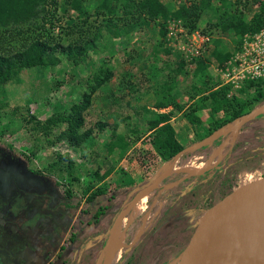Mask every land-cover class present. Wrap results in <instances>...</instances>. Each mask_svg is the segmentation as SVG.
<instances>
[{
	"label": "rangeland",
	"instance_id": "obj_1",
	"mask_svg": "<svg viewBox=\"0 0 264 264\" xmlns=\"http://www.w3.org/2000/svg\"><path fill=\"white\" fill-rule=\"evenodd\" d=\"M82 1L88 12L82 35H75L60 42L66 46L67 43L72 44L78 40L82 46L81 54L86 56L84 61L89 63L73 68L72 62L69 63L59 55L57 57L59 62L55 65L46 64L32 70L18 71L14 77L17 81L13 80V83L5 85L6 95L0 96L1 114L4 111L10 112L12 108H19L18 119H10L11 121L5 125L7 129H3L2 123L8 120V115L2 117L0 147L23 160L43 179L44 185H35L32 192L43 195L37 205L41 210L38 216L43 222L46 221L45 226L51 232L50 236L42 242L45 253L54 249L60 252V247L64 245L66 252L72 255L69 262L64 253V256L60 255L57 260L49 261L50 264H72L77 256H81V259L80 261L77 259L75 264H101L100 250L102 251L105 243L104 251L106 252V237L119 218L123 238L114 264H170L184 230L195 221L203 209L222 199L237 187L264 175V120L261 121L263 115H260L242 126H239L237 122L222 126L220 127L222 129L216 133V138L208 144L199 148H193V143L188 144L183 146V149L190 148L188 152L178 157L173 156L170 160H163L147 143L144 118L139 108H151L156 99L153 92L147 89V84L137 83L139 74L145 72L144 69L153 60L148 53L151 46L156 45L169 51V54L163 53L164 55L158 60L161 64H151L157 66L165 77L166 71L169 70L168 64L175 65L180 58V52L175 47L177 42L188 46L191 39L196 40L195 34L210 38L209 50L213 46L211 41L218 39L221 41L219 49L223 52H231L235 47L233 43L235 39L210 26L214 27L221 12L225 10L240 14L239 16L244 17V20L249 23L258 9L252 5L254 0H225L223 2L227 5L225 8L221 6V0H210V8L201 14L196 29L188 34L187 39L177 34L176 40L170 38L167 43L166 37L159 39L155 25H150L142 33L132 32L126 37L113 39L104 31L100 16H95L93 12L95 4L91 0ZM79 19L76 18L75 13H71V18L54 19L52 27L46 25L45 28L55 36L61 33V30L65 31L66 25L74 20L78 22ZM88 40L91 42L85 44ZM198 60H207L206 69L204 73L193 78V70ZM198 60L195 58L187 62L188 60L184 59L183 73L175 79L177 88L174 91L179 95L175 102L184 107L187 104V92L192 85L199 88L200 92H208L209 85L212 88L218 85V75L213 72L216 62L210 58L209 51H206ZM107 74L108 80L91 91L94 81ZM163 77H157L156 82L162 83ZM126 81L135 84L137 93L130 94L128 88L126 86L124 88ZM259 85L263 93L256 101H251L249 98L255 91L253 87L248 88L245 92L247 94L243 97L237 93L238 91L234 92L233 96L239 95L237 97L239 101H250L248 110L250 111L264 103V84L260 82ZM119 86L122 88L118 93ZM247 95L249 96L246 97ZM118 96L123 98L118 100ZM86 97L88 105L86 104L82 109L84 122L77 132V134H85L82 143L77 148H73L65 141L54 142L50 147L39 150L31 156L32 149L25 132V128L29 126L24 125L19 116L25 115L22 108H26L34 119L43 121L54 113L61 111L70 113L73 106L81 107ZM170 108L160 109L159 112L170 110ZM200 110L203 111L202 114L205 113L204 109ZM201 116L203 120H207L206 114ZM218 116L220 118V115ZM97 123L102 126H96ZM64 127L59 126L56 130L64 129ZM135 131L136 135L132 134ZM135 136L138 139L135 140ZM119 137H123L121 139H124L127 148L122 152L116 146L114 153L107 155L105 146L110 142L118 143ZM200 137L202 136L197 138ZM220 144L222 145L216 153V161L212 162L213 164L207 170L188 171V168L199 167L208 158L212 149ZM59 158L62 168L67 165L66 161H70L72 163L70 171L78 175L77 184L72 187L68 185L65 171L61 172L53 167L54 162L56 160L58 162ZM108 171L107 176L104 175ZM94 172L97 178L92 175ZM161 175L163 177L153 186L152 184ZM65 191L71 193L70 198H66ZM92 193L97 194V197L88 201ZM42 202H45L44 206H41ZM65 204H72L77 208L73 212L75 217L78 215L79 208L85 209L86 213L88 211L85 217L81 215L77 217L76 227H73V230L81 229L79 234L83 238L86 235L90 236L89 234H96L97 226L93 227L95 223L88 227L94 230L93 233L87 234L88 230L84 231L88 225L87 220L96 213L98 207L105 208L104 213L108 214V219L104 222L103 241H94V243L84 241L83 243L79 240L78 244L68 243L73 235L72 229L68 228L72 214L68 215L70 209H66ZM63 218H66V222ZM100 218L99 216L97 220ZM39 232L44 233L43 229H39ZM125 236L127 242L124 241ZM61 239L63 242L60 243ZM228 240L230 241L226 237L219 249L225 247L229 243ZM67 243L71 245L65 247ZM81 243L87 244L89 248L82 246ZM237 246L235 244L234 247ZM219 249L207 243L205 252L211 257L219 253Z\"/></svg>",
	"mask_w": 264,
	"mask_h": 264
},
{
	"label": "trees",
	"instance_id": "obj_2",
	"mask_svg": "<svg viewBox=\"0 0 264 264\" xmlns=\"http://www.w3.org/2000/svg\"><path fill=\"white\" fill-rule=\"evenodd\" d=\"M91 1L95 4L93 8L95 16H100V23H102L104 31L110 34L113 39L121 36L126 37L128 33L132 32H135V34L142 33L150 25H155L157 27L158 37L162 40L166 35L167 24L172 22L176 23L177 21L181 23L183 29L189 34L196 29L201 14L210 8V0ZM224 1L225 0H221V6L223 8L227 7V5L223 3ZM252 5L258 9V12L253 14L249 23L244 20V17L239 16L240 14H234L225 10L221 12L214 27L210 26V28H215L218 32L229 34L234 38V49H236L241 41L242 35L253 34L264 26V0H254ZM71 13H75L76 18L80 19L78 22L74 20L66 25L65 31L61 30V33L59 32L54 36L46 30L45 26L48 25L52 27V21L54 19H61V17L71 18ZM87 13V8L82 0H0V96L6 95L4 91L5 85L17 81L14 77L17 75L18 71L32 70L37 67H43L46 64L55 65L59 62L57 59L59 55L64 57L63 59L69 63L72 62L71 67L73 68L80 67L82 64L86 65L87 62L89 63V61H84L86 56L81 54L82 46H80L78 40H75L72 44L67 43L66 46H63L60 42L75 35H82L83 26L88 17ZM118 22H120V24H118ZM90 42L91 40H88L85 44ZM211 43L213 46L210 50L209 48L207 49V51H209V56L216 62L217 67H222L229 57L230 52H223L222 49H219L221 41L218 39L212 40ZM163 53L169 54V51H166L162 46H151L148 54L152 56L153 60L146 66L144 69L145 72H140V78L137 82L139 85L143 83L147 84V89L152 91L155 96L156 102L154 106H151V108L140 107L139 111L144 118L146 137H148L147 143L153 151L156 152V155L163 160L172 159L174 155L183 149V147L174 140V130L169 124V120L174 112H181L184 119L190 125L198 127L197 125L200 126L201 122L199 118L195 116V111L200 109L208 111L205 123L206 130L201 134L202 137H200L204 139L214 130L231 123L248 112L250 109V101H239L237 99L239 95L243 97L244 94H247L245 93L246 90L253 87L255 91L252 97L249 98H251V101H256L263 93L260 89L259 81L246 82L242 88L238 90L237 93L239 95L237 97L233 95L228 96L229 87L227 86H218L214 84L215 88H212V86L209 85L208 88H210L208 92H200L199 88L192 85L189 88L190 91L187 92L186 95L187 103L195 100L198 95L202 96L198 98L196 103L194 102L184 108L183 105H179L175 102V99L178 98L179 95L174 91L177 88L175 79L178 75L183 73L182 68L184 67V59L181 58L180 55L178 62H176V64L173 62L175 65L166 62L169 66V70L166 71L167 73H165V77H163V72H161L157 66L151 65H157L160 57L164 55ZM206 65L207 60H198L193 70V78H196V75L204 73ZM60 76L62 77V74ZM108 77L109 75L107 74L102 78H98L99 80H95L94 86L91 87V91L100 84L106 82ZM157 77H163L162 83L156 82ZM159 83L161 84L158 85ZM134 85L135 84L126 81L124 88L126 86L130 94L137 93V89H135ZM120 88L122 87L119 86L117 88L118 93L120 92ZM248 96L249 95L246 97ZM122 98L123 96L117 97L118 100ZM86 99L87 97L84 98L83 102L85 103L81 107H79V105L73 106L70 113L63 111L57 112L43 121L34 119L33 116L29 115L26 108H22L24 109L25 115L19 116L22 123L29 126H26L25 132L28 136L27 141L32 149L30 152L31 156H34L39 150L50 147L54 142L65 141L73 148H77L82 143L85 134H77V132L84 122L82 109L87 104ZM167 107H171L170 110L159 112L160 109H165ZM18 109L19 108H12L10 112L4 111L2 114L0 112V126L4 124L3 129H7L5 125L11 121L10 119H18ZM6 115H8V120L6 119L7 121L2 123V117ZM135 115H138V113H135ZM218 115H220V118H218ZM263 118L264 115L261 121ZM59 126L65 127L64 129L56 130L59 129ZM96 126H102V124L97 123ZM129 133L131 134L130 130ZM132 134L136 135V131ZM121 138L123 137H119L118 143L116 141L113 143L110 142L105 146L107 155L113 154L116 146L120 148L122 152L127 148L124 139ZM134 139H138L137 136H135ZM60 160V158L58 162L56 160L53 167L61 172L65 171L69 183L68 185L72 187L77 184L78 175L76 176L70 171L72 170V163L70 161H66L67 165H65V168H62L61 162H59ZM108 173L109 171L105 172L104 175L107 176ZM92 175H95L96 178L98 177L96 172ZM64 193L66 198L71 197L70 192L65 191ZM96 195L97 194L92 193L88 201L92 200ZM65 208L72 211L76 209L72 204H65ZM105 210V208L98 207L96 213L90 217V222L92 221L90 224L93 225L97 223L98 217L102 216ZM108 236L106 239H108ZM124 241H128L126 236ZM105 246L106 244L104 243L102 247L103 253H105Z\"/></svg>",
	"mask_w": 264,
	"mask_h": 264
},
{
	"label": "flooded vegetation",
	"instance_id": "obj_3",
	"mask_svg": "<svg viewBox=\"0 0 264 264\" xmlns=\"http://www.w3.org/2000/svg\"><path fill=\"white\" fill-rule=\"evenodd\" d=\"M35 185H44L41 176L31 170L23 160L0 147V264H42V261L43 264H50L49 261L57 260L60 255L64 256V245L60 247V252L54 249L45 253L42 242L51 232L45 226L46 221L39 219L41 210L37 205L43 195L32 192ZM44 205L45 202H42L41 206ZM78 213L84 215L88 211L86 213L85 209L80 208ZM63 219L66 222V218ZM90 223L89 218L87 224ZM39 229H43L44 233H40ZM71 236L68 243L75 239L74 235ZM68 243L65 247L71 245ZM100 254L103 261L104 253L101 250ZM67 259L68 262L71 260ZM77 259L80 261L81 256L75 257L72 264Z\"/></svg>",
	"mask_w": 264,
	"mask_h": 264
},
{
	"label": "water",
	"instance_id": "obj_4",
	"mask_svg": "<svg viewBox=\"0 0 264 264\" xmlns=\"http://www.w3.org/2000/svg\"><path fill=\"white\" fill-rule=\"evenodd\" d=\"M260 115H264V103L254 107L231 123L237 122L239 126H242ZM229 124L225 126H229ZM221 129L211 133L198 144L192 145L193 148L208 144L216 138V133ZM189 150V147L184 148L174 156L178 157ZM162 177L163 175L152 185L155 186ZM261 210H264V175L257 180L237 187L222 199L203 209L195 221L184 230L171 264H199L200 255L205 251L209 237L220 226L240 215ZM105 263V259H103L102 264Z\"/></svg>",
	"mask_w": 264,
	"mask_h": 264
},
{
	"label": "bare ground",
	"instance_id": "obj_5",
	"mask_svg": "<svg viewBox=\"0 0 264 264\" xmlns=\"http://www.w3.org/2000/svg\"><path fill=\"white\" fill-rule=\"evenodd\" d=\"M221 145L214 147L199 167L187 170L189 172L207 170L212 162L216 161V153ZM226 237L230 239L229 243L219 249ZM122 238L119 218L112 226L107 239L105 264H114L116 257L118 258L117 252L121 247ZM207 242L219 249V253L209 257L204 251L200 255L199 264H264V210L246 213L227 221L209 237ZM235 244L238 246L234 247Z\"/></svg>",
	"mask_w": 264,
	"mask_h": 264
},
{
	"label": "built area",
	"instance_id": "obj_6",
	"mask_svg": "<svg viewBox=\"0 0 264 264\" xmlns=\"http://www.w3.org/2000/svg\"><path fill=\"white\" fill-rule=\"evenodd\" d=\"M166 30L167 43L170 38L176 40L177 34L186 39L189 36L179 21L168 23ZM195 35L196 40L191 39L188 46L180 44L179 41L175 46L187 62L202 57L208 49L210 38L206 35ZM192 42L194 43L191 44ZM213 68V72L218 75V86L229 87L228 96L241 89L246 82L260 81L264 84V26L253 34L242 36L238 47L232 51L223 66L215 65Z\"/></svg>",
	"mask_w": 264,
	"mask_h": 264
},
{
	"label": "crops",
	"instance_id": "obj_7",
	"mask_svg": "<svg viewBox=\"0 0 264 264\" xmlns=\"http://www.w3.org/2000/svg\"><path fill=\"white\" fill-rule=\"evenodd\" d=\"M201 96L202 95H198L195 100H192L189 103H187L185 105V107L188 106V105H190V104H193L194 102L196 103V101L198 100V98L201 97ZM179 99H180V102H181V99L182 98L180 97ZM202 112H203L202 110H197L194 113L195 116H197L199 118L200 122H201L200 126L197 125L198 127L190 125L184 119V117L182 116V113L181 112H174L173 113L172 117L169 120V124L172 126V128L174 130V140L181 147L187 146L188 144H192V143H193V145L194 144L196 145V144H198L199 142H201V141H203L205 139V138L204 139H201V138L198 139L197 138L198 136H200L201 134H203V132L206 130V125H205L206 121L201 118L202 117L201 115H204V114L208 115V111L205 110V113L204 114H202ZM73 212H75V210L74 211L70 210L69 215H71V214L72 215H71V218H70V223L68 225V228H69L70 225L72 227H76L75 220H78L77 217H80V215L85 217V214L82 215V214H79V213H78L77 217H75V216H73ZM100 217L101 218L97 221V223H95L94 226L92 224H88L86 226V229H84V231H87L88 230L87 231V234L88 233H93L92 231H94V230H92L91 228H88V227H91V226L96 227L97 226V231L95 232L96 233L95 235L93 233V234H89L90 236L86 235V237L83 238L79 234L81 229H75V230H73V228H72L71 231H72V234L74 235V237L76 238V240L74 239V241H72L71 243L73 244V242H74V243L78 244L77 241H79V240L83 241V243H84V241L85 242H90V243H94V241L95 242H97V241H99V242L103 241V238H104V232H103V230H104V222H106V220L108 219V214L104 213ZM80 224H82V223H80ZM71 226H70V228H71ZM73 231L75 233H73ZM78 236H79V238H77ZM98 237H100V239ZM101 238H102V240H101ZM83 243H81L82 246H86V247L89 248V246L87 244H83ZM66 251H67V249L64 251L65 257L71 259L72 258L71 253L66 252ZM105 254H106V252H105Z\"/></svg>",
	"mask_w": 264,
	"mask_h": 264
},
{
	"label": "clouds",
	"instance_id": "obj_8",
	"mask_svg": "<svg viewBox=\"0 0 264 264\" xmlns=\"http://www.w3.org/2000/svg\"><path fill=\"white\" fill-rule=\"evenodd\" d=\"M238 45H239V44H238ZM238 45H237V47H238ZM234 48H235V47H234ZM234 48L232 49V51L235 50ZM232 51L230 52V54L232 53ZM229 56H230V55H229Z\"/></svg>",
	"mask_w": 264,
	"mask_h": 264
}]
</instances>
